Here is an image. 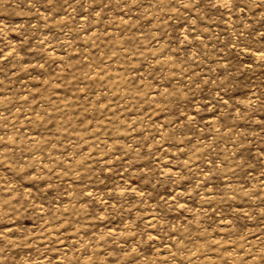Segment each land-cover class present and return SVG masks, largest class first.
Listing matches in <instances>:
<instances>
[{
  "label": "rangeland",
  "instance_id": "rangeland-1",
  "mask_svg": "<svg viewBox=\"0 0 264 264\" xmlns=\"http://www.w3.org/2000/svg\"><path fill=\"white\" fill-rule=\"evenodd\" d=\"M0 264H264V0H0Z\"/></svg>",
  "mask_w": 264,
  "mask_h": 264
}]
</instances>
